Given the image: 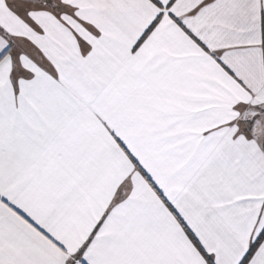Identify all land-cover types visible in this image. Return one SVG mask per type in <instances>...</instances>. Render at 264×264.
<instances>
[{"label":"snow or ice","instance_id":"snow-or-ice-1","mask_svg":"<svg viewBox=\"0 0 264 264\" xmlns=\"http://www.w3.org/2000/svg\"><path fill=\"white\" fill-rule=\"evenodd\" d=\"M0 264H264V0H0Z\"/></svg>","mask_w":264,"mask_h":264}]
</instances>
